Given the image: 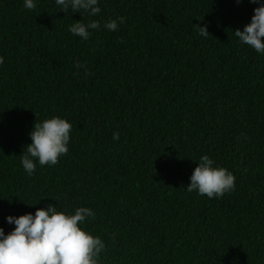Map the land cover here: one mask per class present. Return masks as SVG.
<instances>
[{
	"label": "trees",
	"instance_id": "1",
	"mask_svg": "<svg viewBox=\"0 0 264 264\" xmlns=\"http://www.w3.org/2000/svg\"><path fill=\"white\" fill-rule=\"evenodd\" d=\"M99 6L82 18L52 0L32 11L0 0V228L48 204L88 207L95 219L83 227L106 245L99 264H264V55L233 33L258 5ZM119 16L117 31L90 30L87 41L68 31ZM205 23L202 38L195 26ZM53 116L72 124L69 152L29 176L20 163L29 133ZM202 155L234 174V191L186 190Z\"/></svg>",
	"mask_w": 264,
	"mask_h": 264
},
{
	"label": "clouds",
	"instance_id": "2",
	"mask_svg": "<svg viewBox=\"0 0 264 264\" xmlns=\"http://www.w3.org/2000/svg\"><path fill=\"white\" fill-rule=\"evenodd\" d=\"M39 0H23V7L32 11L36 9ZM53 4L66 13H80L81 17H96L101 12L100 0H52ZM237 4L241 0H235ZM258 5L253 9L250 22L243 30L233 33L241 45H247L257 54L264 55V0H249ZM126 18L116 17L105 21L89 19L87 23L74 21L68 26V31L87 41L93 31L101 27L109 32L118 30ZM199 36L207 38L208 24L195 26ZM4 57L0 56V65ZM76 69H84V64L77 61ZM72 124L65 118L53 116L33 125L29 137L31 143L26 146V152L21 156L20 163L27 175L35 173L37 164L55 166L62 156L69 152L70 133ZM113 140H119V133L113 132ZM189 177L188 192L195 191L200 196L209 199L220 198L235 190V176L224 167L215 165L208 155H202L196 162ZM37 204V203H36ZM29 205V206H34ZM89 219H95V213L88 207H77L74 213L58 210L52 204L37 208L35 213H26L19 217L6 216L5 221L15 225L14 229L5 234L0 228V264H99L100 255L106 250L104 241L99 236L87 232L83 225Z\"/></svg>",
	"mask_w": 264,
	"mask_h": 264
}]
</instances>
